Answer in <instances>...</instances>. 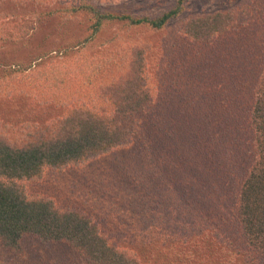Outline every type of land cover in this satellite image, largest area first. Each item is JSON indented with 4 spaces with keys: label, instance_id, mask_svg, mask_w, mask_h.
I'll use <instances>...</instances> for the list:
<instances>
[{
    "label": "trees",
    "instance_id": "1",
    "mask_svg": "<svg viewBox=\"0 0 264 264\" xmlns=\"http://www.w3.org/2000/svg\"><path fill=\"white\" fill-rule=\"evenodd\" d=\"M56 1L55 12L60 18H87L92 32L71 39L66 46L37 54L28 63L19 62L28 81L33 80L17 93L38 98L41 84L45 87L42 82L61 80L59 73L65 69L68 73L64 71L63 76L84 72L90 83L94 74L98 76L96 66L91 64L104 55L110 63L104 75L98 76L99 91L89 92L86 103L71 107L70 114L59 121L19 127L13 137L11 131L17 128L0 121V264H51L50 258L55 257V264H159L143 260L114 240L112 234L104 233L92 214L59 206L51 197L32 196L27 190L29 182L42 179L47 169L81 167L129 147L134 140L140 142L142 151L137 163H142L144 172L148 168L150 176L157 174L162 179L152 185L155 196L161 198L164 190H170L169 180L172 172H177L176 166L186 171L188 185L176 187L182 200L166 205L175 209L165 213L171 237L183 239V246L194 244L196 233L204 227V221L195 227L198 218L194 214L207 196H217L226 202V209V204L232 206L243 250L238 251L233 244L232 236L235 240L237 236L230 231L212 234V242L219 250L224 247L223 251L226 246H235L236 256L250 253L264 264V27L262 35L258 34L261 26L257 22L259 18L264 22V1L260 7L254 0H222L220 8L186 17L174 36L165 35L163 66H172L175 71L179 65L170 44L179 51L183 49L185 57L193 55L194 60L184 59L190 70L184 86L175 88L171 95L165 92L159 99H155L157 89L149 73L153 42L146 37L106 48L99 56L79 53L70 66L51 65L47 70L42 59L54 50L65 56L70 48L82 52L85 43L116 22H123L129 29L144 27L152 34L164 33L181 20L194 0H173L158 14L139 17L103 10L99 6L103 0ZM232 32L239 33L235 37L239 45L231 52H223L227 48L220 47L217 55L205 53L204 48L217 41L230 42ZM0 35L5 37V33ZM168 37L172 43L167 44ZM112 55L117 57L114 62ZM14 61L17 64V59ZM3 72L4 83L17 79L7 70ZM1 94H5L2 89ZM151 110L156 120L147 127L145 115ZM143 155L148 161L142 159ZM219 200L205 204L202 212L221 206ZM189 228L197 231L191 234Z\"/></svg>",
    "mask_w": 264,
    "mask_h": 264
},
{
    "label": "rangeland",
    "instance_id": "2",
    "mask_svg": "<svg viewBox=\"0 0 264 264\" xmlns=\"http://www.w3.org/2000/svg\"><path fill=\"white\" fill-rule=\"evenodd\" d=\"M263 1L254 0L253 2L261 7ZM172 2L173 0H103L99 2V6L109 12L139 17L158 14ZM221 4L222 0H194L181 20L178 19L175 24L170 25L164 33L152 34L144 27L129 29L123 22L112 23L85 43L82 52H76L75 48H70L69 55L65 56L60 51L54 50L45 55L42 62L43 65L48 66L47 70L51 68V65L70 66L76 62L79 53L82 56L84 54L99 56L105 52L106 48H116L130 43L133 39L146 37L153 42L154 48L148 59L149 73L151 82L157 89H155L157 92H154L155 99H159L167 92L168 95L174 94L175 88L180 89V86H184L190 76L188 62L184 59L191 57L194 60L193 55L185 57V54H182L183 49L179 51L177 47L172 48L170 44L171 52L175 53L172 56L179 65L175 67V71L172 70V66L170 68L163 66L161 58L163 37L165 35L174 36V32L179 25H182L186 17L215 11L220 8ZM57 6L56 0H0V27H2L0 34L5 33V37L0 35V121L13 124L17 128L11 131L12 137L19 131V127L22 129L35 122L44 124L52 119L59 121L66 114H70L71 107L84 104L88 100L89 92L95 94L99 91L97 87L98 84L100 86L101 79L98 76L104 75L106 67L109 66L110 61L106 60L107 56L104 55L91 64V66H96L95 72L98 76L94 74L90 83L85 78L87 75L84 72L78 74L70 72V76H63L65 69L59 73L61 80L55 82L52 79V81L42 82L45 87L41 84L40 94L37 93L38 98L25 93H17L26 87V83L30 84L33 80L32 78L28 81L27 72L19 69L24 68V65L21 66L19 62L28 63L37 54H42L53 47L57 49L60 46H66L65 44L71 39L83 38L92 32L87 18L62 19L55 12ZM259 19L257 22H260L261 27H259L258 34L262 35L264 22ZM257 22L254 23L255 26ZM240 33V36L244 37L245 33ZM238 34L232 32L230 42L220 40L212 47H205V53L208 56L217 55L220 53L218 50L220 47L227 48L223 52H231L232 47L239 45V40L235 39ZM169 37L167 44L172 43ZM262 39H264L263 35ZM242 41L240 40V45ZM154 55L159 56V59H155ZM111 58L112 62L117 59L116 55H112ZM14 59H17V64ZM63 60L64 63H62ZM158 69L161 71L159 72ZM4 70L9 71L8 75H16L17 79L4 83L1 80ZM40 71L38 70L37 73ZM49 73H52L51 70ZM46 78L49 77L45 76L44 79ZM180 79L181 83H179ZM1 89L4 95L1 94ZM10 90L13 91L7 94ZM99 94L100 92L97 95ZM151 120L153 123L156 120L155 114L152 117V110L145 115L147 127L151 125ZM151 129L153 132L154 126ZM140 135L139 138L143 139L144 135ZM139 143L134 140L129 147L104 154L81 167L57 171L47 169L42 179L29 182L28 193L32 196L37 194L49 196L59 206L75 207L92 214L100 222L104 233L112 234L114 240L137 252L145 261L152 260L159 264H263L259 261V257L250 253L236 256V253H233L235 246H226V250L223 251L224 247L219 250L212 242V234L221 233V230L230 231L231 234L234 233L237 236L236 240L232 236L233 244L235 242L238 246V251L243 250L232 206L227 202L228 209H226L224 206L226 202L217 199V196L214 198L207 196L203 203L210 205L213 204L212 201L219 200L221 206L218 208L212 206L209 212H202L204 205L201 204L194 214L198 218L196 228L199 222L204 221L203 230L200 234L196 233L194 244L183 246L181 243L183 239L177 241L171 237L168 234L167 214L165 213L167 210H172L173 205L171 208L166 205L175 204L174 200H182V195L176 187L188 185L186 171L183 167L175 165L177 172L173 171L171 174L170 190H164L165 195L161 198L155 196L152 185L161 183L162 179H159L157 174L150 176L148 168L144 172L142 163H137V155L142 152ZM142 159L148 161L145 155ZM178 175L181 179H176ZM189 229L191 234L197 231V229ZM203 236L204 239H202ZM50 262L55 264L56 257L52 260L50 258Z\"/></svg>",
    "mask_w": 264,
    "mask_h": 264
}]
</instances>
